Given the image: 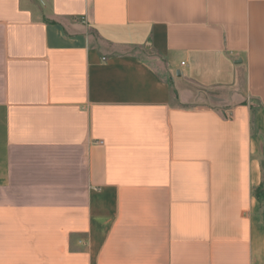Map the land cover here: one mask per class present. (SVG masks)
Returning a JSON list of instances; mask_svg holds the SVG:
<instances>
[{
  "label": "crops",
  "instance_id": "0c3cea01",
  "mask_svg": "<svg viewBox=\"0 0 264 264\" xmlns=\"http://www.w3.org/2000/svg\"><path fill=\"white\" fill-rule=\"evenodd\" d=\"M263 161L264 0H0V264H264Z\"/></svg>",
  "mask_w": 264,
  "mask_h": 264
},
{
  "label": "rangeland",
  "instance_id": "374dc122",
  "mask_svg": "<svg viewBox=\"0 0 264 264\" xmlns=\"http://www.w3.org/2000/svg\"><path fill=\"white\" fill-rule=\"evenodd\" d=\"M153 58V57H152ZM161 70V67L159 68ZM207 94V93H206ZM228 91L227 90H222V91H211L210 97H213V103L214 104H218L221 105L223 102L222 100L226 101L228 99L224 98V95H227ZM224 98V99H223ZM261 216H262V221L264 222V204L262 206V210L260 212Z\"/></svg>",
  "mask_w": 264,
  "mask_h": 264
},
{
  "label": "trees",
  "instance_id": "16d2710c",
  "mask_svg": "<svg viewBox=\"0 0 264 264\" xmlns=\"http://www.w3.org/2000/svg\"><path fill=\"white\" fill-rule=\"evenodd\" d=\"M263 171H264V161H263ZM255 197L261 204V210L262 206L264 204V180L262 181L261 185L255 190Z\"/></svg>",
  "mask_w": 264,
  "mask_h": 264
}]
</instances>
